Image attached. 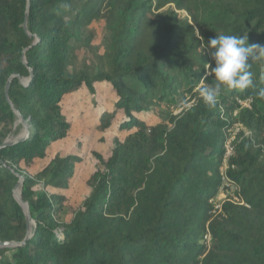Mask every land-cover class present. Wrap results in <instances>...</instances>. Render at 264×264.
Returning a JSON list of instances; mask_svg holds the SVG:
<instances>
[{"label":"trees","instance_id":"trees-1","mask_svg":"<svg viewBox=\"0 0 264 264\" xmlns=\"http://www.w3.org/2000/svg\"><path fill=\"white\" fill-rule=\"evenodd\" d=\"M97 21L109 34L104 68H69ZM220 34L264 44V0H0V146L24 134L11 107L28 127L0 148V243L26 237L18 176L33 223L22 246L0 248V264H264V60L249 59L255 88L206 105L198 90L216 81L201 79L211 60L199 51ZM98 85L113 101L95 129L116 136L107 157L92 154L87 194L71 205L82 158L49 151L69 134L63 99ZM186 97L179 114L160 110ZM223 167L246 206L213 214Z\"/></svg>","mask_w":264,"mask_h":264},{"label":"rangeland","instance_id":"rangeland-1","mask_svg":"<svg viewBox=\"0 0 264 264\" xmlns=\"http://www.w3.org/2000/svg\"><path fill=\"white\" fill-rule=\"evenodd\" d=\"M176 13L179 20L187 17L184 11H178ZM105 29L104 21H97L91 24L88 28L91 32V41L87 47L75 48L69 62V68L73 70L84 69L90 74L104 68L105 51L107 49L109 37ZM199 52L202 56H208L211 60L208 53L204 51V48ZM96 89L97 91L94 97H91L87 90L82 88L81 91L68 95L63 99V109H65L68 115L70 124L69 134L65 140L53 145L49 151L51 155L59 152L62 155H77L82 158V163L77 167L76 177L73 180L72 187L65 192L68 199L67 202L71 205L79 204L82 198L87 194L85 182L87 177L94 171L96 165V160L93 158L92 154L99 153L104 158L107 157L112 148L113 137L116 136L113 132L104 134L99 133L95 129L99 110L103 108L111 109L113 101V97L109 94L106 86L98 85ZM186 98L187 99L184 101L178 98L176 103L170 101L169 105H161L160 110H168L174 115H177L182 110L183 104L185 102L187 103L188 97ZM190 104L191 103H187L184 105L190 106ZM148 120L152 122L157 120V117L149 115ZM236 128L237 130L241 129L239 126H236ZM237 130L230 133L228 140L234 138ZM244 132L249 134L246 130H244ZM44 163H46V161ZM40 164L41 163H37L27 173L36 172ZM221 172H225V167L221 169ZM216 199H219V194Z\"/></svg>","mask_w":264,"mask_h":264},{"label":"clouds","instance_id":"clouds-1","mask_svg":"<svg viewBox=\"0 0 264 264\" xmlns=\"http://www.w3.org/2000/svg\"><path fill=\"white\" fill-rule=\"evenodd\" d=\"M203 41L204 38L200 37ZM211 49V51H208ZM204 51L211 58L206 63L204 76H214L215 84L199 88V95L203 102L215 107L218 98L225 89L245 90L255 88L253 73L249 70L251 60H264V44H249L247 35L238 36L232 34L215 35L204 43ZM214 62V64H213ZM259 98L264 99V88L257 92ZM11 260V257H9Z\"/></svg>","mask_w":264,"mask_h":264},{"label":"water","instance_id":"water-1","mask_svg":"<svg viewBox=\"0 0 264 264\" xmlns=\"http://www.w3.org/2000/svg\"><path fill=\"white\" fill-rule=\"evenodd\" d=\"M23 29L26 32V22H24V24H23ZM13 77H17V76L14 75V76L10 77L9 80L7 81L6 86H5V96H7V89L9 87V84H10V82H11V80H12ZM19 82L22 85H25L27 83V81H25L22 78H19ZM11 108H12L13 112L15 113V115L17 116L18 122L22 124V126L24 128V134H23V136H21L19 138H16L14 140H9V141L4 142L0 146V148L10 147V146H12L13 144H15V143H17L19 141H23V139L28 134V127L24 123L22 117L20 116V114L13 107H11ZM18 178H19V181L17 182L16 186L13 189V198L22 207V210H23V213H24V216H25V219H26V225H27L26 237H25L24 241L21 242V243H17V242H1L0 243V248L16 249V248L22 246L24 244V242L29 238L30 228L33 225V223L30 221V214H29L28 204L22 202V200L20 199V195L18 193V189L20 188V186H21V184L23 182V177L22 176H18Z\"/></svg>","mask_w":264,"mask_h":264},{"label":"built area","instance_id":"built-area-1","mask_svg":"<svg viewBox=\"0 0 264 264\" xmlns=\"http://www.w3.org/2000/svg\"><path fill=\"white\" fill-rule=\"evenodd\" d=\"M242 105L247 106V103H242ZM234 130H237V128L235 127ZM234 130L232 131V133L234 132ZM238 131L239 130H237V132ZM233 139L228 140V142L226 143V151H227L228 156L232 152L231 142L233 141ZM225 170H226V167H225ZM218 194H219V199H216L217 197L216 196L215 199L212 201V204H213L212 213L213 214L221 213V208L223 204L226 202L246 206L239 195V188L236 185H234L232 182H230V180L227 178V176L223 172H222V185H221V188ZM206 240H209L208 237H206Z\"/></svg>","mask_w":264,"mask_h":264}]
</instances>
